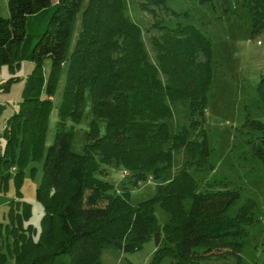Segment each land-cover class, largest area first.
Instances as JSON below:
<instances>
[{
	"label": "trees",
	"instance_id": "1",
	"mask_svg": "<svg viewBox=\"0 0 264 264\" xmlns=\"http://www.w3.org/2000/svg\"><path fill=\"white\" fill-rule=\"evenodd\" d=\"M161 4L164 0H139V7L153 14ZM243 4L256 33L264 27V0ZM6 5L9 15L0 17V65L29 59L33 68L0 133V187L9 170L14 169L18 185L26 166L44 159L35 191L42 205L39 229L29 222L30 203L10 200L0 219V264L8 257L13 264H51L60 254L70 255V264H102L99 256L107 246L129 253L150 238L158 247L162 236L168 245L157 248L151 264L166 256L173 258L169 264H215L210 258L230 255L243 264L240 252L256 202L247 198L231 214L239 191H197L191 173L213 168L204 129L214 74L209 39L190 24L170 28L155 22L162 33L150 38L151 60L123 0H6ZM80 8V31L67 55ZM45 58L51 60L46 76ZM66 60L56 130L44 154L51 97ZM256 93L264 105V76ZM87 103L92 117L83 151L75 153L67 122H80ZM180 107L187 124L172 123ZM247 121L259 132L252 150L264 165V120ZM180 150L183 163L171 174L174 152ZM106 166L128 173L120 191L99 177L107 174ZM147 174L161 183L151 198L133 205L128 185H138ZM155 204L169 216L163 225ZM261 246L264 264V242Z\"/></svg>",
	"mask_w": 264,
	"mask_h": 264
},
{
	"label": "rangeland",
	"instance_id": "2",
	"mask_svg": "<svg viewBox=\"0 0 264 264\" xmlns=\"http://www.w3.org/2000/svg\"><path fill=\"white\" fill-rule=\"evenodd\" d=\"M56 0H51L54 4ZM87 0H83V4ZM126 13L142 30V41L151 60L155 51L150 38L162 33L154 27L155 22L173 28L178 24H190L198 28L210 41L212 48L213 80L207 93L204 129L210 148L209 163L211 170L191 171L198 180L197 191H215L230 188L239 191L240 198L230 210L233 214L247 198L256 202L253 212L254 222L247 226L246 244L240 252L243 264H260L262 260V243L264 242V165L254 155L252 140L259 132L253 129L249 120H264V105L260 102L256 85L264 76V27L256 33L252 32L251 18L243 0H164V4L154 6L155 14L139 7V0H123ZM178 14V15H177ZM6 0H0V17H8ZM81 8L72 23L66 48L71 52L80 31ZM51 65L50 58L42 64L43 75L46 76ZM33 68L29 59L21 60L17 65H0V133L5 122L18 108L21 90L25 78ZM67 60L61 66L51 97V107L45 138L44 154L52 143L58 120L57 108L65 83ZM92 117L90 103L84 109L82 119L78 123L67 122L73 127L71 150L81 153L85 144V133ZM187 124V112L180 107L179 113L172 120L173 124ZM43 159L31 161L24 169L19 184L14 181V169L9 170L10 176L5 187H0V219L8 208L10 200H23L31 205L29 222L38 230L42 214V205L35 198V191L40 182ZM184 157L180 150L174 152L172 173L181 167ZM107 174L100 178L110 182L114 189L120 191L127 178L123 169L106 166ZM4 172V171H3ZM127 182V181H126ZM160 179L150 174L141 179L138 185H128L129 201L135 205L151 198L155 194ZM186 205L190 203L186 200ZM158 224H165L169 216L159 204L154 205ZM168 245L161 237L158 247ZM153 238L145 241L142 247L134 252L125 253L107 246L101 250L102 264H151L157 248ZM171 256H166L159 264H169ZM215 264H238L234 256L225 258L212 257ZM7 264H13L8 257ZM51 264H70V255H57Z\"/></svg>",
	"mask_w": 264,
	"mask_h": 264
},
{
	"label": "built area",
	"instance_id": "3",
	"mask_svg": "<svg viewBox=\"0 0 264 264\" xmlns=\"http://www.w3.org/2000/svg\"><path fill=\"white\" fill-rule=\"evenodd\" d=\"M124 173H126V171H123Z\"/></svg>",
	"mask_w": 264,
	"mask_h": 264
}]
</instances>
